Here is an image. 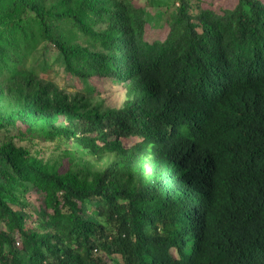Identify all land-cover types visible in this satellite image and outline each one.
<instances>
[{
  "label": "trees",
  "instance_id": "trees-1",
  "mask_svg": "<svg viewBox=\"0 0 264 264\" xmlns=\"http://www.w3.org/2000/svg\"><path fill=\"white\" fill-rule=\"evenodd\" d=\"M176 2L152 36L127 0H0V89L41 51L129 98L0 116V264H264V0ZM16 140L106 165L61 173Z\"/></svg>",
  "mask_w": 264,
  "mask_h": 264
},
{
  "label": "rangeland",
  "instance_id": "rangeland-1",
  "mask_svg": "<svg viewBox=\"0 0 264 264\" xmlns=\"http://www.w3.org/2000/svg\"><path fill=\"white\" fill-rule=\"evenodd\" d=\"M127 1H131L135 7L145 9L150 19L148 31L152 32V36L154 35L152 25L162 22L163 13L161 11H174L173 7L178 6L176 0H155V8H150L148 0ZM224 2L229 6H233L236 0H224ZM72 40L76 43H83L82 38L79 39V37H73ZM41 57L42 52L40 51L32 58L31 65H36V61L41 62L44 70L40 67L36 68V75H32L30 84H24L21 78H18L14 84L2 85L3 90L0 89V116L8 115L21 109L25 103L45 91L46 94L43 100L48 99L52 103L64 100L66 103L76 105L86 112L99 107L102 109H120L129 99L128 84L109 83L94 78L90 82L95 89L92 92L90 88H83L66 75L62 68L55 63L54 55L47 54L46 65L43 64V58L41 59ZM47 79L51 80L52 83L45 81ZM13 144L16 148L29 150L34 157L40 159L44 164H49L58 169L61 173H73L79 176L82 175V171L86 175L97 173V171L105 167V162L107 161L105 160L103 163L91 161L89 166L86 167L83 162L75 158L74 162L69 164L68 159L64 158V155H70L71 152L70 150L65 151L69 146L60 145L62 143L20 142L16 140ZM58 147H62L63 151H59ZM36 198L37 194L32 192V190L26 192L28 201Z\"/></svg>",
  "mask_w": 264,
  "mask_h": 264
}]
</instances>
